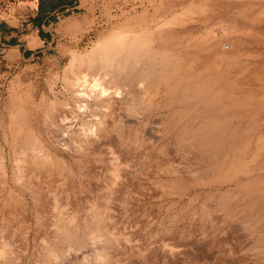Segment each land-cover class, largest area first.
Masks as SVG:
<instances>
[{"label": "rangeland", "instance_id": "374dc122", "mask_svg": "<svg viewBox=\"0 0 264 264\" xmlns=\"http://www.w3.org/2000/svg\"><path fill=\"white\" fill-rule=\"evenodd\" d=\"M39 1L0 0V110L10 97H22L30 109L37 111L40 137L58 156L70 162L71 170L53 168L42 172L27 165L30 191L36 196L27 197L24 230H20L15 216L7 217L0 210V249H7L9 264H96L100 259L96 250L106 257L101 264H264V198L240 189L235 181L174 184L178 178H189L193 171L202 176L212 171L202 161L201 153L197 154L192 147L194 140L190 134L201 130L193 133L184 130V123L174 119L193 118L190 126L198 127L197 119L214 118L216 121L203 123L213 128L206 132L229 134L232 126L246 123L253 112L242 108L245 113L235 109L236 112L222 115L213 107L189 103L138 112L131 115V128L123 130L127 137L122 139L131 148L122 153L114 147L119 141L117 136L112 145L101 142L85 155L79 151L69 153L54 135L63 130L59 119L62 116L75 121L77 133L96 124L102 114L111 116L109 122L117 120L118 106L108 112L104 105L93 102L87 110L77 107V98L65 88L63 78L73 53L88 52L99 42L110 39L119 24L127 19L133 24L132 16L145 8L149 18L125 31L139 28V32H146L155 41L161 30L163 34L152 41V46L169 48L175 35L172 31L194 23L214 32L216 50L236 41L238 49H234L236 53L231 57L252 61V69L264 61V0H210L206 12L199 13L196 9L185 14L184 23L190 20L186 25L165 28L155 25L172 15L182 18L181 11L200 0H66L68 4L62 11L42 18L38 16ZM230 2L246 6L243 14L248 17H237L251 27L250 32L231 29L222 18L230 14L232 7L226 5ZM36 20L40 23L36 24ZM248 46L250 52L246 50ZM205 52L202 48L181 49L174 59ZM132 74L126 81L128 95L124 102L137 107L140 102L137 96L144 84L131 82L129 78L138 73L133 69ZM259 85H256L258 93L264 90ZM258 101L257 110L264 114V97ZM177 110L180 112L173 113ZM124 112L119 113L128 116ZM263 114L258 117L262 119ZM263 127L264 120H260L255 129L243 132L264 134ZM152 137L160 140L153 142ZM163 140L167 141L166 146ZM140 142L148 149L139 151ZM13 167L9 166L8 176ZM5 189L4 195L9 191ZM219 202L227 207H221ZM202 205L209 212L203 222ZM70 217L78 229L83 223L100 220L108 238L100 245L87 242L74 248L72 240L55 225ZM49 245L58 252L69 248L48 262L44 254Z\"/></svg>", "mask_w": 264, "mask_h": 264}, {"label": "bare ground", "instance_id": "6f19581e", "mask_svg": "<svg viewBox=\"0 0 264 264\" xmlns=\"http://www.w3.org/2000/svg\"><path fill=\"white\" fill-rule=\"evenodd\" d=\"M209 1H193L182 10L183 12L181 11L182 18L172 15L171 18L155 26L165 28L172 25H186L190 20L184 23L185 14L196 9H199V13L206 12L210 9ZM230 3L226 5L233 9L230 8V14L222 18L226 19L231 29L241 28L247 30L245 33L250 32L251 27L244 25L239 18L245 15L243 13L246 6ZM213 8L216 9V5H213ZM146 10L144 8L140 13L132 16L133 24L128 19L119 24L110 39L99 42L90 51L73 53L72 56L70 54L69 69L67 72L63 71L65 72L63 78L65 88L68 87L74 95L72 96L77 98L75 100L77 107H80L81 111L87 110V106L93 102L104 105L107 108L105 111H115L117 108L119 111L117 120L109 122L111 116L108 118L106 114L105 116L102 114L98 116L96 124H92L93 126L85 131L82 130V133L78 131L79 134L75 121L62 116L59 118L62 121H59L62 122L63 130L54 134L57 141H62V146L67 148L69 153L79 151L86 155L92 153L101 142L112 145L117 136L119 141L117 143L114 141V147L122 153L131 148L122 139L123 136L127 137L123 134V130L131 128L133 122L131 115L138 112L143 113L173 103L213 107L222 115L236 112L235 109L238 113H245L240 110L243 108L246 112L253 113L246 123L232 126V132L229 134L206 132V129L213 130V128H209L210 124L205 126L203 123L216 121L214 118L197 119L198 127L190 126L195 121L193 118L174 119V122L184 123L182 127L184 130L187 129L192 133L194 130H201V132L190 134L194 140L192 147L194 146L197 154L201 153L202 161L212 169L206 176L193 171L190 179L178 178L174 184L182 185L186 181L189 184L235 181L240 189L256 197L264 198V134L243 132L255 129L256 123L264 120V114L257 110L260 106L258 100L264 97V90L260 93L256 91V85L260 84L259 86L264 87V61H259L260 63L251 69L252 61L231 57L232 53H236L234 49H238L236 41L227 46L223 44L222 50H216L217 39L214 32L197 27L194 23H188L180 31H172L175 35L171 38L169 48L167 46L155 48L152 46L154 45L153 37H149L146 32H139L141 29L138 28L133 32L125 31L126 28L146 21L149 18L146 17L148 15ZM154 18L152 15L150 20L153 21ZM159 31L160 34L158 32V35L155 34L157 37L154 36L155 41L159 39V35L163 34V31ZM197 48H202L206 52L202 55L194 54L185 59H174L181 49ZM248 48L249 46L246 50L250 52ZM168 50L172 53L167 52ZM168 54V58H163ZM152 66H156V69L151 68ZM133 69L138 74L134 78H129L131 82L144 84L143 90L137 96L140 99V102L136 103L137 107L134 103L125 104L124 102V98L128 95L125 89L126 81L128 82V77H133ZM91 75L95 78L89 80L88 77ZM120 111H125V114L128 112V116H122L123 113L120 115ZM178 112L180 110L173 113ZM259 114H263L262 119L258 117ZM36 116L37 111L30 109L22 97H10L0 110V210L3 209L7 217L15 216L21 231L24 230L27 220V197L29 194L36 196L33 191H30L27 165L30 164L33 169L42 172L53 168L71 170L70 162L58 156L40 137ZM179 136L176 135L175 138ZM154 138L152 137L153 142L160 140ZM164 142L163 146H166L167 141ZM139 148L141 152L148 149L143 142H140L137 149ZM186 151L191 153L192 149H186ZM11 164L14 166L13 172L8 176ZM4 189L5 191L9 189L8 194L4 195ZM36 202L38 203L39 200L37 199ZM219 204L221 207L225 206L221 202ZM207 211L202 205L200 208L202 222L206 221L205 216L209 213ZM72 223L73 217H70L60 219L55 225L57 229H62L61 232L66 238L72 240L73 245H71L74 248H79L87 242L100 245L108 238L109 233L101 225L100 220L83 223L81 229ZM211 224L214 225V222L211 221ZM68 248L69 246L58 252L49 245L46 247L44 256L50 262ZM96 252L97 257H100L96 260V264L104 263L106 257L103 252L99 250ZM9 259L7 249H0V264H9Z\"/></svg>", "mask_w": 264, "mask_h": 264}, {"label": "trees", "instance_id": "16d2710c", "mask_svg": "<svg viewBox=\"0 0 264 264\" xmlns=\"http://www.w3.org/2000/svg\"><path fill=\"white\" fill-rule=\"evenodd\" d=\"M68 3L66 0H40L38 6V16L39 18L47 17L54 11H62L64 5ZM51 18V17H49ZM36 24H39L40 21L36 20Z\"/></svg>", "mask_w": 264, "mask_h": 264}]
</instances>
